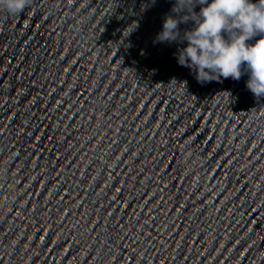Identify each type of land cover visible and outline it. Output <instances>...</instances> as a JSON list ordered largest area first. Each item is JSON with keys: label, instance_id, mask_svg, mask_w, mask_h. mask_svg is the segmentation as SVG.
Returning <instances> with one entry per match:
<instances>
[{"label": "clouds", "instance_id": "clouds-1", "mask_svg": "<svg viewBox=\"0 0 264 264\" xmlns=\"http://www.w3.org/2000/svg\"><path fill=\"white\" fill-rule=\"evenodd\" d=\"M30 2L0 0V9L15 16ZM196 3L206 4L198 14L192 11ZM185 10L189 15L180 20L172 16L165 19L157 41H176L179 23L191 17L196 26L184 33L188 44L179 53V64L192 69L199 83L221 77L239 80L246 70L250 73L246 87L255 97L264 96V0H176L173 11ZM257 35L260 38L255 43H247Z\"/></svg>", "mask_w": 264, "mask_h": 264}]
</instances>
